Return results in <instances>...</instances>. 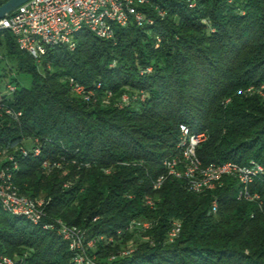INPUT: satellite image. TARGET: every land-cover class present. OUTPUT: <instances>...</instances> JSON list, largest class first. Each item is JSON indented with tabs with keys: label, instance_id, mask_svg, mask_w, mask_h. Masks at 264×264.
I'll return each instance as SVG.
<instances>
[{
	"label": "trees",
	"instance_id": "16d2710c",
	"mask_svg": "<svg viewBox=\"0 0 264 264\" xmlns=\"http://www.w3.org/2000/svg\"><path fill=\"white\" fill-rule=\"evenodd\" d=\"M144 12L153 25L115 27L110 40L82 30L73 51L47 48L39 63L0 31V91L6 79L15 84L4 103L21 112L0 119V150L18 163L13 184L48 200L44 222L60 220L95 240L98 264H264V0H149ZM13 71L29 85L19 86ZM71 80L97 101L75 95ZM181 124L205 134L196 148L203 167L260 165L248 190L257 198H239L233 176L199 192L168 176L162 162L176 154ZM34 139L40 154L23 157L19 147ZM43 161L60 168L44 173ZM136 220L150 227L126 232ZM173 223L180 231L168 243ZM133 237L142 241L128 248ZM0 253L74 264L55 232L1 207Z\"/></svg>",
	"mask_w": 264,
	"mask_h": 264
},
{
	"label": "built area",
	"instance_id": "2783aa9c",
	"mask_svg": "<svg viewBox=\"0 0 264 264\" xmlns=\"http://www.w3.org/2000/svg\"><path fill=\"white\" fill-rule=\"evenodd\" d=\"M149 0H29L19 6L14 12L0 20V31H8L15 40L17 48L32 57L37 63L45 55L47 48L63 47L73 51L76 47V36L82 30H87L100 39H113L114 28H125L130 25L143 27L153 25V19L148 18L144 12ZM193 7V4H190ZM157 11V7H155ZM157 15L164 17V12L158 10ZM157 38V42H159ZM157 46V45H156ZM2 47L0 46V60ZM150 69H147L148 72ZM72 92L82 100L96 102L97 97L91 90L76 84L71 80ZM263 88V87H261ZM17 86L8 82L5 91H0V119L11 117L17 119L21 112H15L5 105V100L10 99L16 92ZM248 93L256 92L253 88L247 89ZM261 94V91L258 90ZM111 97L106 92L102 100L107 103ZM143 99V96H140ZM122 101L128 98L123 95ZM180 136L175 155L163 160L162 164L167 175L177 179H185L190 189L194 192L211 190L225 176H233L240 185L239 198L252 200L257 196L249 194V186L253 180L263 172V168L251 161L248 165L237 166L232 163L220 165H208L203 167L197 158L196 148L206 136L204 133H193L186 125L179 126ZM25 147H19L18 151L23 157L28 155L38 156L40 145L37 139L25 142ZM41 168L44 173L52 169H59L58 161H43ZM18 169V163L11 154L0 150V207L3 212L12 217H20L29 224L41 228L43 231L55 232L62 241L67 244L68 250L73 254L74 264H98L90 251L95 246V240H87L85 233L76 227L65 225L60 220L44 222V208L48 200L44 198H32L18 193L13 184L14 171ZM166 176L162 175L153 184L158 189ZM150 205V200L146 202ZM215 212L216 203L211 206ZM150 227L146 221H132L125 231H144ZM179 223H173L167 233L166 241L171 243L178 236ZM111 242V240H109ZM126 250L122 255L130 253ZM113 257L109 258L110 262ZM0 264H27L25 256L8 257L0 253Z\"/></svg>",
	"mask_w": 264,
	"mask_h": 264
},
{
	"label": "water",
	"instance_id": "95a60500",
	"mask_svg": "<svg viewBox=\"0 0 264 264\" xmlns=\"http://www.w3.org/2000/svg\"><path fill=\"white\" fill-rule=\"evenodd\" d=\"M29 0H7L0 5V20L14 12L19 6Z\"/></svg>",
	"mask_w": 264,
	"mask_h": 264
},
{
	"label": "rangeland",
	"instance_id": "374dc122",
	"mask_svg": "<svg viewBox=\"0 0 264 264\" xmlns=\"http://www.w3.org/2000/svg\"><path fill=\"white\" fill-rule=\"evenodd\" d=\"M11 78L13 79H16V81L18 82L19 86H28L29 85V79L28 77H26L25 75L23 74H17L15 73V71H13L11 73ZM10 78V77H9ZM9 82V79H6L2 82V85H1V91L4 92L5 91V85ZM138 241V237H133V239L131 238L130 241L127 243V247L128 248H131V245H132V241ZM139 241H142V239H140Z\"/></svg>",
	"mask_w": 264,
	"mask_h": 264
}]
</instances>
